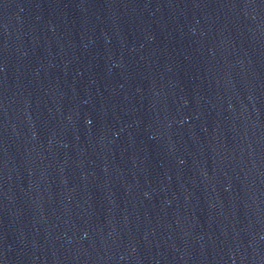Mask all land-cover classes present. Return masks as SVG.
I'll return each mask as SVG.
<instances>
[{
	"label": "water",
	"instance_id": "obj_1",
	"mask_svg": "<svg viewBox=\"0 0 264 264\" xmlns=\"http://www.w3.org/2000/svg\"><path fill=\"white\" fill-rule=\"evenodd\" d=\"M0 264H264V0H0Z\"/></svg>",
	"mask_w": 264,
	"mask_h": 264
}]
</instances>
